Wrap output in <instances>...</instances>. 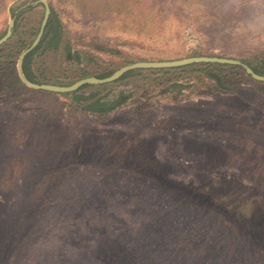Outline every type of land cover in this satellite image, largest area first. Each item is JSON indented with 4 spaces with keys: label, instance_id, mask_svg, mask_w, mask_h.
Wrapping results in <instances>:
<instances>
[{
    "label": "rangeland",
    "instance_id": "rangeland-1",
    "mask_svg": "<svg viewBox=\"0 0 264 264\" xmlns=\"http://www.w3.org/2000/svg\"><path fill=\"white\" fill-rule=\"evenodd\" d=\"M46 1L64 36L33 60L41 84L264 60V0ZM36 2L0 0V37L25 10L13 47L37 37ZM18 46L0 48V264H264V83L242 66L142 70L78 92L121 100L100 115L14 85Z\"/></svg>",
    "mask_w": 264,
    "mask_h": 264
},
{
    "label": "water",
    "instance_id": "water-1",
    "mask_svg": "<svg viewBox=\"0 0 264 264\" xmlns=\"http://www.w3.org/2000/svg\"><path fill=\"white\" fill-rule=\"evenodd\" d=\"M37 4H41L45 8V14L42 21V25L36 39L33 41L31 46H29L25 51L21 53L17 66V70L21 82L32 90L48 92V93H56V94H72L77 92L80 88H82L85 85H107L117 82L123 75L131 71L162 70V69L168 70V69L181 68L193 64L242 66L245 69L246 74L249 75L253 80L259 83H264V76L255 73L250 67L243 65L240 61L218 58V57H192L177 61L137 62L122 67L121 69L117 70L109 77L103 79H99L96 77H88L79 80L78 82L74 83L71 86H56L49 84L33 83L30 80H28L27 77L24 75L23 63L26 56L29 55L33 50H35V48L40 44L45 32L47 22L52 13L51 7L46 0H37L36 3L31 4L30 6ZM15 17L16 16H14L13 19L10 20L6 34L0 39V48L3 47L6 43H8L13 36V32L15 28ZM212 76L215 77V79L219 84L221 83V79L218 76L214 74H212Z\"/></svg>",
    "mask_w": 264,
    "mask_h": 264
},
{
    "label": "trees",
    "instance_id": "trees-1",
    "mask_svg": "<svg viewBox=\"0 0 264 264\" xmlns=\"http://www.w3.org/2000/svg\"><path fill=\"white\" fill-rule=\"evenodd\" d=\"M33 8L34 7H29L28 10H31ZM24 12H25V10L20 12L19 14H17L15 17L14 34H16L17 29H18L17 22ZM5 33L0 37V39L5 35ZM37 34L38 33H36V35ZM63 36H64V30H63L62 23L60 22L58 16L52 10L51 16L47 22L45 32H44V35L42 37L40 44L35 48V50H33L29 55H27L25 60H24L23 72H24V75L27 77L28 80H30L33 83L41 84L36 79L35 73L32 69L33 60H34L35 56L42 50L46 51L48 49H55V50L58 49L60 46V43L62 42ZM17 46L15 45L13 47L10 43H7L6 45L3 46L2 50L3 49H5V50L10 49V53H12V52H14L15 49H17V48H15ZM20 46H22V47L19 48V46H18L19 51L16 53L18 57H19V54L21 53L20 50L23 51V49L28 48L27 45H25L24 43H20ZM65 48H66V51L68 53H70V51H71L70 47L67 45V47H65ZM16 54L13 55V58L15 57ZM0 59H1V57H0ZM195 65L201 66L204 68L212 66V64H193L192 66L191 65H189V66L193 67ZM171 70L172 69H170V70L162 69V70H154L153 72L159 73V74L160 73L169 74V72ZM252 70L257 74L264 76V60L260 63L259 66L252 67ZM140 71H142V70L128 72L125 75H123L117 82L122 81V80L136 74V72H140ZM113 73H114L113 71H108V72L104 73L103 75L95 76V77L99 78V79H103V78L111 76ZM207 75L210 76V73L208 71H207ZM83 77L88 78L90 76L88 74H84ZM14 85H16V86L19 85L20 87H24V85L21 83V81L19 79L14 81ZM86 87H88V85L83 86L77 92H75L73 94L75 101L77 102L78 105L82 106L84 111H88L91 113H98L100 115H106V114L112 112L113 110L117 109L122 104L121 100H119V99L108 100L107 96L98 97L97 93H91L89 95L78 94L79 91H81L82 89H84ZM260 91L264 94V85H262V87L260 88ZM83 103H86V104L83 105ZM190 198L194 202L198 200L197 198H194V196H190Z\"/></svg>",
    "mask_w": 264,
    "mask_h": 264
},
{
    "label": "flooded vegetation",
    "instance_id": "flooded-vegetation-1",
    "mask_svg": "<svg viewBox=\"0 0 264 264\" xmlns=\"http://www.w3.org/2000/svg\"><path fill=\"white\" fill-rule=\"evenodd\" d=\"M43 6V5H42ZM52 10V9H51ZM16 16V15H15ZM42 25V24H41ZM40 31V30H39ZM14 33V32H13ZM39 33V32H38ZM6 34V33H5ZM38 35V34H37ZM36 39V38H35ZM31 46V45H30ZM84 79V78H83Z\"/></svg>",
    "mask_w": 264,
    "mask_h": 264
}]
</instances>
